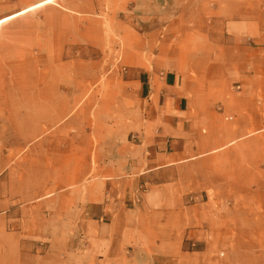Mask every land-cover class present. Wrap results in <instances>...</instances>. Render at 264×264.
Masks as SVG:
<instances>
[{"label":"rangeland","instance_id":"374dc122","mask_svg":"<svg viewBox=\"0 0 264 264\" xmlns=\"http://www.w3.org/2000/svg\"><path fill=\"white\" fill-rule=\"evenodd\" d=\"M238 19L255 34L228 37ZM154 63L186 131L115 177L124 256L99 264H264V0H0V264H66L117 148L150 146L157 102L132 81Z\"/></svg>","mask_w":264,"mask_h":264},{"label":"crops","instance_id":"0c3cea01","mask_svg":"<svg viewBox=\"0 0 264 264\" xmlns=\"http://www.w3.org/2000/svg\"><path fill=\"white\" fill-rule=\"evenodd\" d=\"M234 21V25L230 24L225 27L226 34L230 38L241 39L247 33L254 35L259 25L252 19ZM139 67L138 74L132 83L137 84L138 92L142 99L144 98L143 100L153 98L151 103L157 102L158 106H154L153 110L158 114L156 113L157 126L154 128L152 141L148 147L141 142H128L127 145L122 144L117 148L121 156L115 160L116 168L110 170L115 172V175L106 176L102 182L107 185L108 189L97 192L98 188L90 193L89 202L79 209V213L72 221L73 227L70 235L69 232L66 233L69 235H67V240L70 242L69 252L66 256L62 254L66 264L114 262L117 258L121 259V256H124L122 247L125 245H122L118 232V227H121L122 223L118 219L119 214H117L119 211L117 209L122 208L116 207L117 204L112 203L111 200L112 195L114 197L117 191L113 189L114 193L110 192V189L117 184L115 177L123 174L129 179L143 175L147 170L141 172L142 167L145 164L148 166L154 161L153 158H150L152 156H145L149 151H158V154L163 156L161 162H165L167 154H171V152H166L167 146L174 147V143L179 142L178 137H182L183 132L186 131L182 115L188 110V106L183 105L184 98L180 96L178 76L174 75V71L171 69L165 70L160 63H154L148 69L145 66ZM106 192L108 196H106ZM9 210V205L0 204V215H6ZM124 242L127 243L126 240ZM126 252H128L126 259H131L133 264H167L160 261L155 255L142 259L141 254H137L133 250L126 249Z\"/></svg>","mask_w":264,"mask_h":264}]
</instances>
